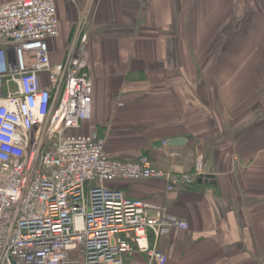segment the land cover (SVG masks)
Here are the masks:
<instances>
[{
	"label": "crops",
	"instance_id": "0c3cea01",
	"mask_svg": "<svg viewBox=\"0 0 264 264\" xmlns=\"http://www.w3.org/2000/svg\"><path fill=\"white\" fill-rule=\"evenodd\" d=\"M57 11L53 64L80 21L91 31L93 114L78 133L166 171L192 173L200 155L214 177L174 192L107 184L189 223L161 241L167 264H264V0H57ZM174 139L186 143L154 147ZM124 262L149 264L141 252Z\"/></svg>",
	"mask_w": 264,
	"mask_h": 264
},
{
	"label": "built area",
	"instance_id": "2783aa9c",
	"mask_svg": "<svg viewBox=\"0 0 264 264\" xmlns=\"http://www.w3.org/2000/svg\"><path fill=\"white\" fill-rule=\"evenodd\" d=\"M59 36L57 0L0 5V264H125L136 252L167 264L161 241L189 223L107 184L157 179L174 192L206 176L205 159L192 173L166 171L146 155L110 156L96 132L79 134L93 114L91 31L80 21L53 64Z\"/></svg>",
	"mask_w": 264,
	"mask_h": 264
},
{
	"label": "water",
	"instance_id": "95a60500",
	"mask_svg": "<svg viewBox=\"0 0 264 264\" xmlns=\"http://www.w3.org/2000/svg\"><path fill=\"white\" fill-rule=\"evenodd\" d=\"M186 143V140H184V139H174V140H170L169 142H167L166 144H167V146H169V147H178V146H183L184 144ZM163 145V142L162 141H159V142H156L155 144H154V147L155 146H162ZM214 177L213 176H207L206 177V179H207V181L208 180H212ZM200 182H203V179H200L199 180Z\"/></svg>",
	"mask_w": 264,
	"mask_h": 264
}]
</instances>
